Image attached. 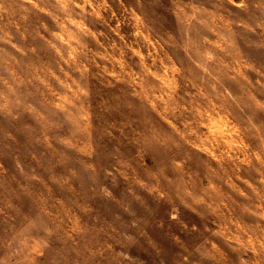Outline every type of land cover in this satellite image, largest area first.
Instances as JSON below:
<instances>
[{
    "label": "rangeland",
    "instance_id": "obj_1",
    "mask_svg": "<svg viewBox=\"0 0 264 264\" xmlns=\"http://www.w3.org/2000/svg\"><path fill=\"white\" fill-rule=\"evenodd\" d=\"M0 264H264V0H0Z\"/></svg>",
    "mask_w": 264,
    "mask_h": 264
}]
</instances>
